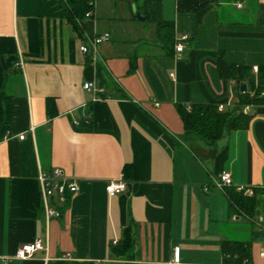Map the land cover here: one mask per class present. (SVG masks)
<instances>
[{
    "label": "crops",
    "instance_id": "crops-1",
    "mask_svg": "<svg viewBox=\"0 0 264 264\" xmlns=\"http://www.w3.org/2000/svg\"><path fill=\"white\" fill-rule=\"evenodd\" d=\"M99 1L77 32L59 0H0V90L13 114L0 141V264H235L224 241L249 244L241 264H264V104H249L248 125L216 140L186 135L178 110L238 105L243 91L219 75L217 55L264 64V0H216L198 27L194 12L161 0L162 18L174 23L170 51L135 2L111 0L120 15L105 24ZM104 32L109 40L80 50ZM87 81L102 89L98 99ZM54 168L79 190L47 221L39 174ZM223 171L232 184L220 189ZM120 177L126 190L110 195L108 181ZM238 187L256 193L253 216L233 210L228 191ZM127 229L132 257L114 251ZM35 239L48 246L47 262L44 251L16 256Z\"/></svg>",
    "mask_w": 264,
    "mask_h": 264
},
{
    "label": "trees",
    "instance_id": "trees-1",
    "mask_svg": "<svg viewBox=\"0 0 264 264\" xmlns=\"http://www.w3.org/2000/svg\"><path fill=\"white\" fill-rule=\"evenodd\" d=\"M64 10L65 17L77 32H80V25L77 20H82L86 13L93 9L91 0H59ZM136 3V10L145 16V20L156 24L159 39L170 51L176 43L174 23L162 18L161 0H131ZM216 0H177L179 11L194 12L196 14V25L202 22L203 16ZM137 65L136 57L130 59V69L134 70ZM217 70L219 75L225 79H234L237 90L240 89L241 82H246L248 88L239 99L238 105L231 111H220L218 106L210 103H194L190 108L178 105V110L184 122L185 134L188 136H199L207 140L220 138L225 131L233 128L246 127L250 114L239 111L245 105L264 104V64L258 66L257 72L253 71V66L247 64H234L225 58L221 52L217 55ZM100 75V74H99ZM253 91V94L250 91ZM12 104L11 95L4 90H0V141L10 131L12 125ZM228 196L234 211L243 212L253 216L257 206L258 198L256 193L253 196L243 195L236 189H230ZM126 236L121 243L114 247L115 254L127 253L132 257L133 241L130 237L129 229L125 232ZM259 239L260 235L254 236ZM224 251L227 253L225 260L235 264H241L249 257L250 249L248 243L229 242L222 243ZM48 264H85L69 259H56Z\"/></svg>",
    "mask_w": 264,
    "mask_h": 264
},
{
    "label": "built area",
    "instance_id": "built-area-1",
    "mask_svg": "<svg viewBox=\"0 0 264 264\" xmlns=\"http://www.w3.org/2000/svg\"><path fill=\"white\" fill-rule=\"evenodd\" d=\"M90 4L94 5L93 0L90 1ZM238 6H241L239 3ZM93 15L92 10L88 11L85 17ZM78 24L81 25V20H77ZM187 35L182 36L181 40L186 39ZM88 44H82L80 46V50L83 52H90L92 49H95L96 45L109 40L110 33L104 32L101 34H95L92 37H89ZM184 45L182 42H178L176 44V51H182ZM258 67L254 66L253 71L257 72ZM84 88L86 90L92 91L95 95L94 99L99 98V94L102 89L97 85L95 81H87L84 83ZM250 105H245L243 107V112H249ZM190 108V106H188ZM218 109L220 111L225 110V106L223 104L218 105ZM9 136V132L5 135V137ZM24 134L20 135V138H23ZM39 181L42 188V196H43V210L46 216L47 221L59 217L61 215V211L58 208V205L64 203L67 200L68 194H74L79 190L78 182L75 179L68 178L62 171V169L54 168L52 172L46 173L45 171H41L39 174ZM232 178L229 171H223L219 174L218 179L216 181V186L222 189L224 186L231 185ZM127 188V183L123 177L112 179L108 181L106 189L110 195H115L125 191ZM238 190H244L242 187H238ZM118 241L114 240L113 243L116 244ZM38 251H44L46 253L45 260L46 262L50 259L48 256V246L43 242L42 239H35L32 242L24 243L17 251L16 256L20 259L31 258ZM264 255V252H263ZM178 262V256L174 259ZM95 264H103L101 261H96Z\"/></svg>",
    "mask_w": 264,
    "mask_h": 264
},
{
    "label": "rangeland",
    "instance_id": "rangeland-1",
    "mask_svg": "<svg viewBox=\"0 0 264 264\" xmlns=\"http://www.w3.org/2000/svg\"><path fill=\"white\" fill-rule=\"evenodd\" d=\"M126 5H127V3H126ZM127 8L128 7L126 6V9ZM99 10H100V14H102L101 15L102 18L103 17L105 18L104 19L105 20L104 21L105 24H106L107 21H109L107 17H110L112 13H113V15H117V14L120 15L119 7L118 6L112 7V1L111 0L110 1H108V0H100L99 1ZM145 23H146V25H154L153 23H151L149 21H145ZM236 191H238L239 193H243V195H248V194H245L246 191H244V190H236ZM253 194H250L249 196H253Z\"/></svg>",
    "mask_w": 264,
    "mask_h": 264
},
{
    "label": "water",
    "instance_id": "water-1",
    "mask_svg": "<svg viewBox=\"0 0 264 264\" xmlns=\"http://www.w3.org/2000/svg\"><path fill=\"white\" fill-rule=\"evenodd\" d=\"M137 17L140 18V19H144V17L141 16L139 12L137 13ZM240 89H241V91H243V92L247 90V85H246L245 82H242V83L240 84Z\"/></svg>",
    "mask_w": 264,
    "mask_h": 264
}]
</instances>
